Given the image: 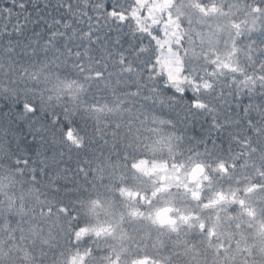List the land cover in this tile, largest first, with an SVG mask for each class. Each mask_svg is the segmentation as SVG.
<instances>
[{
    "label": "snow or ice",
    "instance_id": "obj_1",
    "mask_svg": "<svg viewBox=\"0 0 264 264\" xmlns=\"http://www.w3.org/2000/svg\"><path fill=\"white\" fill-rule=\"evenodd\" d=\"M0 264H264V0L0 4Z\"/></svg>",
    "mask_w": 264,
    "mask_h": 264
},
{
    "label": "trees",
    "instance_id": "obj_2",
    "mask_svg": "<svg viewBox=\"0 0 264 264\" xmlns=\"http://www.w3.org/2000/svg\"><path fill=\"white\" fill-rule=\"evenodd\" d=\"M7 3V0H0V4Z\"/></svg>",
    "mask_w": 264,
    "mask_h": 264
}]
</instances>
